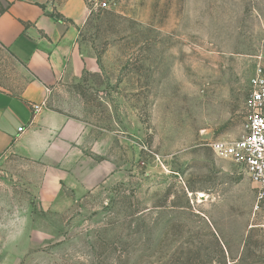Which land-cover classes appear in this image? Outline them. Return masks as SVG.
<instances>
[{
  "label": "rangeland",
  "instance_id": "rangeland-1",
  "mask_svg": "<svg viewBox=\"0 0 264 264\" xmlns=\"http://www.w3.org/2000/svg\"><path fill=\"white\" fill-rule=\"evenodd\" d=\"M78 44L94 70L42 106L83 123L77 153L0 156V264H264L256 189L207 145L242 133L264 0H99Z\"/></svg>",
  "mask_w": 264,
  "mask_h": 264
},
{
  "label": "crops",
  "instance_id": "crops-1",
  "mask_svg": "<svg viewBox=\"0 0 264 264\" xmlns=\"http://www.w3.org/2000/svg\"><path fill=\"white\" fill-rule=\"evenodd\" d=\"M98 1L0 0V57L26 76L18 87L10 78L12 68L0 63V156L15 153L63 167L77 153L83 123L42 106L60 81L94 70V60L79 48L78 34ZM34 104L43 105L33 112ZM62 177L56 173L46 186L60 185Z\"/></svg>",
  "mask_w": 264,
  "mask_h": 264
},
{
  "label": "built area",
  "instance_id": "built-area-1",
  "mask_svg": "<svg viewBox=\"0 0 264 264\" xmlns=\"http://www.w3.org/2000/svg\"><path fill=\"white\" fill-rule=\"evenodd\" d=\"M249 86L241 135L235 139H216L207 145L215 156L227 159L243 170L256 189L257 203L264 206V66L255 68ZM42 105H32L33 112Z\"/></svg>",
  "mask_w": 264,
  "mask_h": 264
},
{
  "label": "water",
  "instance_id": "water-1",
  "mask_svg": "<svg viewBox=\"0 0 264 264\" xmlns=\"http://www.w3.org/2000/svg\"><path fill=\"white\" fill-rule=\"evenodd\" d=\"M203 197V196H202Z\"/></svg>",
  "mask_w": 264,
  "mask_h": 264
}]
</instances>
